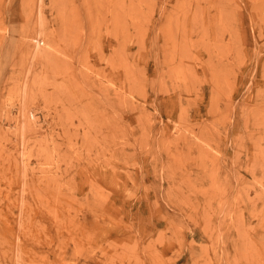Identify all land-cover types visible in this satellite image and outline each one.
I'll return each mask as SVG.
<instances>
[{
  "label": "rangeland",
  "instance_id": "374dc122",
  "mask_svg": "<svg viewBox=\"0 0 264 264\" xmlns=\"http://www.w3.org/2000/svg\"><path fill=\"white\" fill-rule=\"evenodd\" d=\"M0 264H264V0H0Z\"/></svg>",
  "mask_w": 264,
  "mask_h": 264
}]
</instances>
